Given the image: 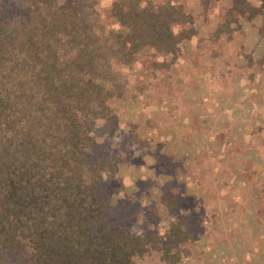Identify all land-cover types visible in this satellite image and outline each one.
I'll list each match as a JSON object with an SVG mask.
<instances>
[{
	"label": "trees",
	"instance_id": "obj_1",
	"mask_svg": "<svg viewBox=\"0 0 264 264\" xmlns=\"http://www.w3.org/2000/svg\"><path fill=\"white\" fill-rule=\"evenodd\" d=\"M94 3L0 0V252L24 264H137L151 253L172 264L192 235L184 219L160 236L108 229L101 182L113 165L103 148L94 153L92 125H113L127 82L118 67L144 51L167 67L195 33L193 16L170 0H111V28ZM260 9L264 36V0Z\"/></svg>",
	"mask_w": 264,
	"mask_h": 264
},
{
	"label": "rangeland",
	"instance_id": "obj_2",
	"mask_svg": "<svg viewBox=\"0 0 264 264\" xmlns=\"http://www.w3.org/2000/svg\"><path fill=\"white\" fill-rule=\"evenodd\" d=\"M170 1L192 14L195 33L167 67H152L148 51L119 66L127 82L112 101L113 125H92L94 153L103 148L113 165L101 182L108 229L160 236L178 217L193 231L172 264H264L260 0L241 10L232 0ZM110 2L94 8L102 26L117 28ZM136 262L168 264L154 253ZM0 264L24 262L5 250Z\"/></svg>",
	"mask_w": 264,
	"mask_h": 264
}]
</instances>
